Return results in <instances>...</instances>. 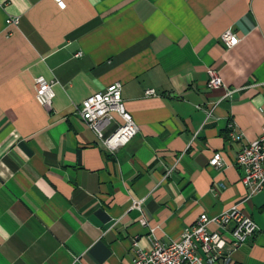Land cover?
Returning <instances> with one entry per match:
<instances>
[{"label": "crops", "instance_id": "0c3cea01", "mask_svg": "<svg viewBox=\"0 0 264 264\" xmlns=\"http://www.w3.org/2000/svg\"><path fill=\"white\" fill-rule=\"evenodd\" d=\"M61 1L0 0V264H129L236 203L257 229L229 264H264V188L245 200L235 161L264 125V0ZM113 82L138 132L109 150L74 107Z\"/></svg>", "mask_w": 264, "mask_h": 264}, {"label": "built area", "instance_id": "2783aa9c", "mask_svg": "<svg viewBox=\"0 0 264 264\" xmlns=\"http://www.w3.org/2000/svg\"><path fill=\"white\" fill-rule=\"evenodd\" d=\"M59 8L64 7L61 0H54ZM7 24H17V17H9ZM220 41L226 48L234 46L239 38L230 30L220 36ZM208 88L222 87L223 83L218 73L207 70ZM54 80L43 76L34 78L35 99L44 107H50L54 98ZM232 90H227L229 95ZM147 95L153 90H147ZM75 114L90 128L109 150L125 145L137 132L138 126L124 106L121 97V83L113 82L83 99L74 107ZM211 114L207 112V116ZM115 123L114 129L107 136L104 131ZM234 141H240V133H232ZM236 164L243 169L242 183L246 187L245 200L264 188V125L260 135L253 141L241 146L236 154ZM209 164L222 168L224 160L220 153H214ZM142 201L133 200L131 208L142 212ZM139 222L147 226L144 217ZM257 229L252 218L239 207V203L231 205L219 214L209 217L200 213L195 222L185 227L177 240L167 244L155 239L154 228H149L152 236L151 245L143 249L133 242V258L129 264H229L232 253L246 240L251 238Z\"/></svg>", "mask_w": 264, "mask_h": 264}]
</instances>
